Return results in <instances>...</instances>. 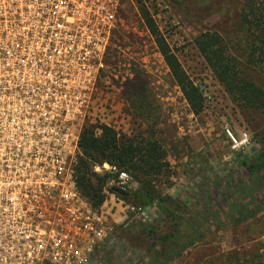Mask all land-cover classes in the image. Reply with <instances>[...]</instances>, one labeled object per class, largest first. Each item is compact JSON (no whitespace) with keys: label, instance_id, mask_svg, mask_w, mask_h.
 Here are the masks:
<instances>
[{"label":"built area","instance_id":"built-area-1","mask_svg":"<svg viewBox=\"0 0 264 264\" xmlns=\"http://www.w3.org/2000/svg\"><path fill=\"white\" fill-rule=\"evenodd\" d=\"M133 4L0 0V264H136L107 255L118 256L117 230L145 210L128 206L110 221L112 208H94L74 176L121 14ZM226 132L246 147V133ZM94 171L113 176L111 194L132 192L129 173L106 163Z\"/></svg>","mask_w":264,"mask_h":264},{"label":"rangeland","instance_id":"rangeland-1","mask_svg":"<svg viewBox=\"0 0 264 264\" xmlns=\"http://www.w3.org/2000/svg\"><path fill=\"white\" fill-rule=\"evenodd\" d=\"M141 1L188 78L198 86L204 98L203 109L196 115L191 111L153 38L145 34L139 6L133 1L121 14V26L107 57V74L98 85L97 110L90 125L100 127L104 121L119 137H153L164 150L172 173L170 184L160 188L171 195L184 189L195 193L199 183L192 178L196 175L202 176L210 167L223 175L221 169L234 165L240 154L249 158L256 150H264V113L235 106L195 46L196 38L206 31L218 33L228 45L239 41L236 22L245 0H230L210 15L185 13L168 0ZM247 75L264 90V71L248 68ZM226 130L236 140L246 133V147H236ZM112 179L106 183L102 205L127 214L125 208L134 205L126 203L124 195L111 194ZM136 188L133 179L132 192ZM145 214L151 218L157 215L152 209ZM136 223L134 219L117 230L120 251L114 258L107 255L108 260L129 257L138 262L144 248L130 246L128 238ZM256 253L264 258V211L248 225L209 235L171 264H232L235 257Z\"/></svg>","mask_w":264,"mask_h":264},{"label":"trees","instance_id":"trees-1","mask_svg":"<svg viewBox=\"0 0 264 264\" xmlns=\"http://www.w3.org/2000/svg\"><path fill=\"white\" fill-rule=\"evenodd\" d=\"M133 1L173 81L193 114H199L204 98L198 86L182 69L148 8L141 0ZM168 1L185 13L200 15L213 14L230 2ZM236 27L241 37L231 45L218 33L206 31L196 38L195 46L235 106L264 113V90L247 75L248 68L264 71V0H245ZM97 128L99 135L95 134ZM79 147L75 183L94 208L102 205L106 183L112 177L107 172L96 173L94 167L106 163L129 173L137 183L123 200L142 209L151 207L157 214L155 218L137 217V227L129 233V245L144 248L136 264H171L209 235L248 225L264 211V150H256L249 158L240 154L234 165L221 169L223 175L214 167L196 175L192 178L199 183L195 193L184 189L171 195L160 188L170 184L172 173L164 150L153 137H119L112 128L86 125ZM232 264H264V258L256 253L235 257Z\"/></svg>","mask_w":264,"mask_h":264},{"label":"crops","instance_id":"crops-1","mask_svg":"<svg viewBox=\"0 0 264 264\" xmlns=\"http://www.w3.org/2000/svg\"><path fill=\"white\" fill-rule=\"evenodd\" d=\"M115 205L119 206L122 209L121 205L116 204V203H115ZM113 210H114L113 213H110V211L107 210V212L110 213V216H109L108 219L110 221H120V220H122L124 215L123 214H120V211L119 210H115V209H113Z\"/></svg>","mask_w":264,"mask_h":264},{"label":"water","instance_id":"water-1","mask_svg":"<svg viewBox=\"0 0 264 264\" xmlns=\"http://www.w3.org/2000/svg\"><path fill=\"white\" fill-rule=\"evenodd\" d=\"M151 209V207H147L146 209H145V212H147V211H149ZM145 216V215H144Z\"/></svg>","mask_w":264,"mask_h":264}]
</instances>
